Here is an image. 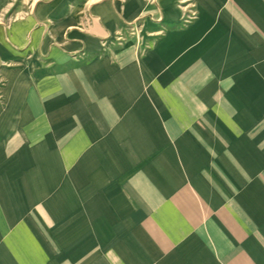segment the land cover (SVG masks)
<instances>
[{
	"label": "crops",
	"instance_id": "obj_1",
	"mask_svg": "<svg viewBox=\"0 0 264 264\" xmlns=\"http://www.w3.org/2000/svg\"><path fill=\"white\" fill-rule=\"evenodd\" d=\"M220 13L217 31L173 41L223 46L227 72L242 62L234 88L193 84V69L164 84L166 70L153 80L148 66L93 58L27 90L0 153V264H85L84 245H63L84 229L85 194L68 191L80 188L96 189V264H264V0Z\"/></svg>",
	"mask_w": 264,
	"mask_h": 264
},
{
	"label": "rangeland",
	"instance_id": "obj_2",
	"mask_svg": "<svg viewBox=\"0 0 264 264\" xmlns=\"http://www.w3.org/2000/svg\"><path fill=\"white\" fill-rule=\"evenodd\" d=\"M228 1L231 0H0V153L5 160L9 158L13 134L20 127L14 121L24 111L19 113L18 105L28 99L27 90L47 74L79 68L93 58L114 67L127 63L136 68L148 66L153 80L166 70L164 84H172L179 76L181 81L187 79L184 73L193 69L197 71V76L191 78L193 84L219 87L225 83L232 88L237 84V66L242 62L230 61L227 72L225 61L220 59L223 46H207L212 50H205L206 46L198 43L181 46L176 43L178 39L173 41V32H183L185 28H195L203 35L217 31L215 23L220 22V12ZM207 4L212 5V10L206 8ZM206 12L209 23L205 28ZM193 48L196 60L180 59ZM243 68L251 69L252 62ZM22 76L27 84L16 95L14 84ZM220 95L212 93V100H219ZM228 95L231 102H236V93ZM7 181L4 177L2 185ZM60 191L49 190L50 195ZM68 191L69 201L76 202L85 194L84 203L75 207L85 212V221L80 235L70 236L63 245H84L85 264H96V189ZM4 192L12 202L10 188ZM22 207L18 206V214ZM68 255L75 259L81 252Z\"/></svg>",
	"mask_w": 264,
	"mask_h": 264
}]
</instances>
